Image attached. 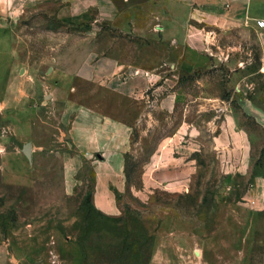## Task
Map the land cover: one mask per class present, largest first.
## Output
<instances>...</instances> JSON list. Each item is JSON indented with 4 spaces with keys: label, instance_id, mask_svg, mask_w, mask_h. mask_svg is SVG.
<instances>
[{
    "label": "rangeland",
    "instance_id": "rangeland-1",
    "mask_svg": "<svg viewBox=\"0 0 264 264\" xmlns=\"http://www.w3.org/2000/svg\"><path fill=\"white\" fill-rule=\"evenodd\" d=\"M115 1L143 14L145 0ZM59 5L49 0L25 14L14 28L23 37L20 64L0 77V264H150L158 248L172 264H264V118L237 97L231 108L247 131V154L220 153L214 140L235 69L245 78L233 92L264 109V27L243 23L240 11L199 26L187 12L186 38L205 34L197 46L223 61L196 75L163 72L178 92L167 114L78 78L66 89L62 77L93 48L149 67L180 61L185 44L126 33L94 9L63 21ZM69 101L130 126L131 189L121 180L112 187L116 214L86 202L96 184L90 160L66 188L62 158L75 150L64 121ZM162 145L165 165L146 167Z\"/></svg>",
    "mask_w": 264,
    "mask_h": 264
},
{
    "label": "crops",
    "instance_id": "crops-1",
    "mask_svg": "<svg viewBox=\"0 0 264 264\" xmlns=\"http://www.w3.org/2000/svg\"><path fill=\"white\" fill-rule=\"evenodd\" d=\"M46 1L49 0H0V77L9 74V69L12 70L20 64L18 58L23 37L17 35L22 40H16L14 28L28 11L40 8ZM54 1L60 3L57 17L63 21L81 18L94 9L100 16L109 19L113 27L126 33L162 37L165 41L185 44L186 50L180 61L149 67L123 61L115 54L101 53L93 48L86 52L72 73L62 77V84L66 89L70 88L73 79L78 78L145 106L154 105L167 114L175 110L178 92L172 91L173 85L162 80L163 72L178 71L179 75H196L212 70L219 65V61H223L219 53L197 46L199 43L205 44V34H190L186 38L184 29L190 19L187 12H193L195 23L199 26H212L217 23V19H224L227 23L233 20V11H240V18L246 24H256L257 21L264 20V0H145L143 14L134 6L121 8L115 0ZM219 12L224 14L220 15ZM233 72L229 98H222L231 105L227 107L229 112L224 114V120L214 140L220 153L233 154L235 149V152H245L246 155L247 131L239 125L231 107L239 97L240 107L252 116L264 118V109L250 98L233 92L242 90L241 82L245 78L240 68ZM65 107L64 121H69L70 124L68 138L75 148L72 152L64 153L62 158L66 188L68 191L74 189L80 181L77 178L78 173L85 162L90 160L96 174L92 201L100 211L116 214L118 205L112 187L118 185L120 180L123 186H127L125 168L126 154L131 146L130 126L72 101ZM176 136L179 133H175L174 138ZM163 149L162 145L153 152L146 167L153 165L151 169H157L158 165L161 168L165 165ZM95 155L99 159H94ZM162 254L159 248L154 250L150 264H172L171 257Z\"/></svg>",
    "mask_w": 264,
    "mask_h": 264
},
{
    "label": "trees",
    "instance_id": "trees-1",
    "mask_svg": "<svg viewBox=\"0 0 264 264\" xmlns=\"http://www.w3.org/2000/svg\"><path fill=\"white\" fill-rule=\"evenodd\" d=\"M87 163V161L85 162V164ZM84 164V165H85ZM127 164H128V166H127ZM130 169V167H129V155H127L126 156V168H125V175H126V183H127V188L130 190L131 189V172L132 171H130L129 170ZM80 173V172H79ZM79 173H78V175H77V178L79 179ZM92 196H93V190L91 191V192H89V193H87L86 194V202L88 203V205L92 208V209H94V210H97V211H100L99 209H97L96 208V206L94 205V203H93V201H92Z\"/></svg>",
    "mask_w": 264,
    "mask_h": 264
},
{
    "label": "water",
    "instance_id": "water-1",
    "mask_svg": "<svg viewBox=\"0 0 264 264\" xmlns=\"http://www.w3.org/2000/svg\"><path fill=\"white\" fill-rule=\"evenodd\" d=\"M23 152L26 154V156L29 158V160H32V147L31 142H27L23 146Z\"/></svg>",
    "mask_w": 264,
    "mask_h": 264
},
{
    "label": "built area",
    "instance_id": "built-area-1",
    "mask_svg": "<svg viewBox=\"0 0 264 264\" xmlns=\"http://www.w3.org/2000/svg\"><path fill=\"white\" fill-rule=\"evenodd\" d=\"M258 25H259L260 27H264V20H260V21H258Z\"/></svg>",
    "mask_w": 264,
    "mask_h": 264
}]
</instances>
